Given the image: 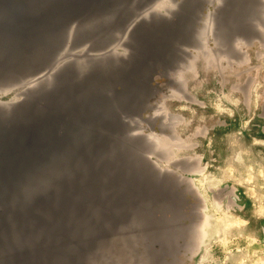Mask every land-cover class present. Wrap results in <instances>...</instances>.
I'll list each match as a JSON object with an SVG mask.
<instances>
[{
	"label": "rangeland",
	"instance_id": "obj_1",
	"mask_svg": "<svg viewBox=\"0 0 264 264\" xmlns=\"http://www.w3.org/2000/svg\"><path fill=\"white\" fill-rule=\"evenodd\" d=\"M184 1L83 20L50 42L43 70L46 50L30 48L32 70L1 78L0 119L50 73H70L88 94L131 78L147 95L137 131L151 143L146 156L183 198L187 233L164 264H264V0H188L187 15L173 13ZM158 18H169L162 43L171 30L188 39L129 69L142 56L132 28L144 20L150 33ZM132 238L112 235L82 264H137L150 242Z\"/></svg>",
	"mask_w": 264,
	"mask_h": 264
},
{
	"label": "water",
	"instance_id": "obj_2",
	"mask_svg": "<svg viewBox=\"0 0 264 264\" xmlns=\"http://www.w3.org/2000/svg\"><path fill=\"white\" fill-rule=\"evenodd\" d=\"M157 1L0 0V82L32 70L30 48H44L50 63L40 69L51 67L49 44L67 28L109 12L141 17ZM187 2L173 13L186 14ZM115 18L122 26L123 17ZM155 21L150 33L144 20L132 28L142 56L129 69L188 39L171 30L162 43L169 18ZM50 75L52 82L26 88L0 119V264H82L115 234L150 242L137 264H164L188 228L182 196L147 158L151 143L137 132L146 93L128 77L122 91L88 94L70 73Z\"/></svg>",
	"mask_w": 264,
	"mask_h": 264
},
{
	"label": "bare ground",
	"instance_id": "obj_3",
	"mask_svg": "<svg viewBox=\"0 0 264 264\" xmlns=\"http://www.w3.org/2000/svg\"><path fill=\"white\" fill-rule=\"evenodd\" d=\"M167 59V58H166Z\"/></svg>",
	"mask_w": 264,
	"mask_h": 264
}]
</instances>
